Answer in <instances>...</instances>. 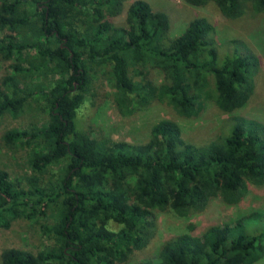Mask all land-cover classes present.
<instances>
[{
	"label": "trees",
	"instance_id": "trees-1",
	"mask_svg": "<svg viewBox=\"0 0 264 264\" xmlns=\"http://www.w3.org/2000/svg\"><path fill=\"white\" fill-rule=\"evenodd\" d=\"M124 1L0 0V63L9 67L0 76V121L33 98L46 110L42 122L1 134L24 150L28 172L11 177L0 167V226L33 221L47 240L35 253L2 248L0 264H127L147 244L153 211L185 217L214 197L235 204L248 185L264 183V124L255 118L233 115L200 144L169 119L151 124L138 143L83 125L77 113L98 73L123 115L132 101L153 99L186 118L205 101L231 113L252 93L258 60L241 43L220 48L202 16L169 37L162 11L144 0L123 10ZM182 1L212 2L226 18L264 12V0ZM138 66L157 69L162 81L153 85ZM260 217L252 211L198 234H173L133 264H254L264 255V227L251 234L244 227Z\"/></svg>",
	"mask_w": 264,
	"mask_h": 264
},
{
	"label": "rangeland",
	"instance_id": "rangeland-1",
	"mask_svg": "<svg viewBox=\"0 0 264 264\" xmlns=\"http://www.w3.org/2000/svg\"><path fill=\"white\" fill-rule=\"evenodd\" d=\"M131 1L123 2V10ZM144 1L152 9L162 11L166 15L169 37L180 32L193 17L202 16L213 26L214 39L222 43L220 48L226 45V51H231L232 46L236 45L235 42L241 43L258 60L252 76V93L243 107L231 113H221L211 102L205 101L196 116L186 118L177 115L167 104L153 99L143 106L132 101L130 105L133 111L123 115L113 101L110 81L98 73L92 96L85 98L77 113L83 125L114 141L138 143L147 139L151 124L159 119H169L178 125L186 141L200 144L221 133L226 127L227 119L233 115L255 118L264 124V12H246L236 18H226L212 2L191 6L182 0ZM123 16L124 12L121 11L115 17V22L122 24ZM137 68L145 72L153 85L162 81L161 73L157 69L149 66ZM8 71V64L0 63V76ZM127 73H132V66L128 67ZM41 106V100L33 98L24 105L19 114L11 116L7 113L0 121V167L6 169L11 177L19 178L28 172L26 155L24 150L16 145L4 143L1 134L6 130L21 129L29 124L42 122L46 110L41 112ZM252 211H259L264 217V183L259 186L248 185L246 194L235 204L228 205L214 197L209 199L203 209L191 212L185 217H178L170 210L153 211V226L147 244L142 250L135 251L127 264L153 256L168 236L181 232L198 234L209 225L229 223ZM111 226L115 227L114 224ZM263 227L264 218L260 217L245 225L244 229L251 234L262 231ZM45 243L47 240L39 232L36 222L16 217L9 219L6 227L0 226V250L4 247H15L35 253ZM254 264H264V255Z\"/></svg>",
	"mask_w": 264,
	"mask_h": 264
}]
</instances>
